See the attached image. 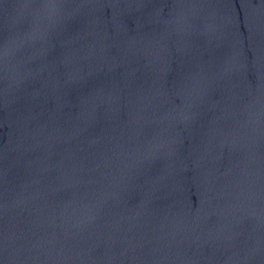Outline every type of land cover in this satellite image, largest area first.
I'll return each instance as SVG.
<instances>
[{
    "label": "water",
    "instance_id": "obj_1",
    "mask_svg": "<svg viewBox=\"0 0 264 264\" xmlns=\"http://www.w3.org/2000/svg\"><path fill=\"white\" fill-rule=\"evenodd\" d=\"M0 264H264V0H0Z\"/></svg>",
    "mask_w": 264,
    "mask_h": 264
}]
</instances>
